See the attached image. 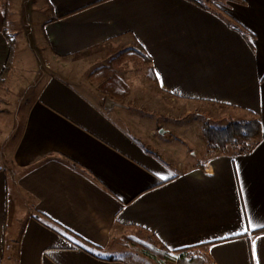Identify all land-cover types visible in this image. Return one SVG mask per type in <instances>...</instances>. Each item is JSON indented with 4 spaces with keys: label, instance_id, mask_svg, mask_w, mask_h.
<instances>
[{
    "label": "crops",
    "instance_id": "crops-1",
    "mask_svg": "<svg viewBox=\"0 0 264 264\" xmlns=\"http://www.w3.org/2000/svg\"><path fill=\"white\" fill-rule=\"evenodd\" d=\"M25 2L41 14L25 40L51 65L20 86V127L0 141V264H133L127 237L193 248L211 264H264V0H209L208 9L190 0H0V75L14 42L0 91L18 64L12 17ZM135 44L151 59L152 85L187 108L182 120L191 115L197 131L158 140L124 103L130 93L102 91L101 72L92 82L65 63L81 69ZM253 118L262 135L246 152L214 153L203 139L204 122Z\"/></svg>",
    "mask_w": 264,
    "mask_h": 264
},
{
    "label": "rangeland",
    "instance_id": "rangeland-1",
    "mask_svg": "<svg viewBox=\"0 0 264 264\" xmlns=\"http://www.w3.org/2000/svg\"><path fill=\"white\" fill-rule=\"evenodd\" d=\"M27 5L28 2H25L23 5L15 7L14 16L12 17V21L14 20L13 25L16 29L19 28L18 30H20L19 38L21 41L16 47V62L18 64L10 79L12 82L8 85V88L0 91V141H5L6 138L10 140L14 134L15 127L16 131L20 127L19 123L22 119V113L25 111V104L20 106L19 104L21 103L16 101L25 92L22 91L23 89H20V86L22 84L30 86L29 84L34 81L36 67L39 66L38 70L40 67L49 69L51 65L49 60L41 56L38 42H36V47H38L36 48L33 45L29 46L28 40H25L29 32L36 31V28H31V25L39 23L41 18L40 13H35L34 16L32 12L29 14V11L25 10ZM122 51V49L113 51L111 54L105 55L102 60L92 61L93 63L88 66L81 60V69H79L77 60H70V62L67 61L65 63L67 65L70 64L69 70L72 73L76 74V72L81 70V78L88 77L92 82L95 77L94 73L97 72H101V79H108L109 76L111 77L112 74H115L122 78L125 83L128 82L131 91L128 94V101L124 103L130 106L131 111H133L132 115L140 116L142 119L148 121L149 127L158 140L168 143L171 140L170 136L172 134L177 135L192 129H196L197 131L199 125L195 124L191 115L187 114L182 120V113L186 112V107H179L178 103L172 102L170 98H166L164 101V97L152 85V78H148L149 75L145 73L147 67H145L143 61ZM209 123L218 125L214 121H210ZM161 129L166 131L160 134L159 131ZM173 144L182 148L185 153H189V150L197 152L190 144H184L181 141L173 142ZM135 236L140 239L145 238L141 235ZM128 254L133 264H155L151 260L141 257L136 251H128ZM109 255L123 257V253L119 251H113Z\"/></svg>",
    "mask_w": 264,
    "mask_h": 264
},
{
    "label": "trees",
    "instance_id": "trees-1",
    "mask_svg": "<svg viewBox=\"0 0 264 264\" xmlns=\"http://www.w3.org/2000/svg\"><path fill=\"white\" fill-rule=\"evenodd\" d=\"M202 8L208 9L209 0H190ZM210 10V9H209ZM5 15H8L5 12ZM10 46V54L7 59L4 70L0 75V86L5 83L6 77L10 71V64L12 58V50L14 42L12 39L8 40ZM122 52L127 55L140 58L144 65L151 62L150 57L144 52L140 45L135 44L124 49ZM149 75H152V68L148 69ZM107 87L111 90V95H120L125 97L129 93V89L122 78L117 75H112L105 82L100 85V89ZM262 135L261 124L258 119L251 120H237L231 121L224 126L212 125L208 122L202 124V136L207 146L214 153L223 152L227 147H234L239 152L248 151L255 141ZM125 240V241H124ZM123 241L125 246L132 248L139 254L162 264H211L209 260L201 253L193 248H186L177 251H169L163 247L136 239L134 237H127Z\"/></svg>",
    "mask_w": 264,
    "mask_h": 264
},
{
    "label": "water",
    "instance_id": "water-1",
    "mask_svg": "<svg viewBox=\"0 0 264 264\" xmlns=\"http://www.w3.org/2000/svg\"><path fill=\"white\" fill-rule=\"evenodd\" d=\"M163 132H164V130H163V129H161V130L159 131V133H160V134H162Z\"/></svg>",
    "mask_w": 264,
    "mask_h": 264
},
{
    "label": "snow or ice",
    "instance_id": "snow-or-ice-1",
    "mask_svg": "<svg viewBox=\"0 0 264 264\" xmlns=\"http://www.w3.org/2000/svg\"><path fill=\"white\" fill-rule=\"evenodd\" d=\"M260 227L264 228V225H260ZM245 231H247V229H245Z\"/></svg>",
    "mask_w": 264,
    "mask_h": 264
}]
</instances>
